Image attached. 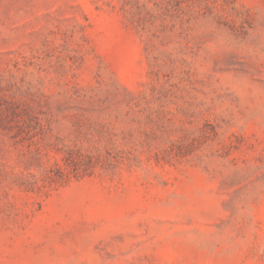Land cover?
Returning <instances> with one entry per match:
<instances>
[{
	"label": "rangeland",
	"instance_id": "rangeland-1",
	"mask_svg": "<svg viewBox=\"0 0 264 264\" xmlns=\"http://www.w3.org/2000/svg\"><path fill=\"white\" fill-rule=\"evenodd\" d=\"M0 264H264V0H0Z\"/></svg>",
	"mask_w": 264,
	"mask_h": 264
}]
</instances>
